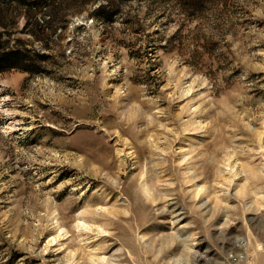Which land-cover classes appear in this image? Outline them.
Listing matches in <instances>:
<instances>
[{"label":"rangeland","instance_id":"rangeland-1","mask_svg":"<svg viewBox=\"0 0 264 264\" xmlns=\"http://www.w3.org/2000/svg\"><path fill=\"white\" fill-rule=\"evenodd\" d=\"M0 13V264H264V0Z\"/></svg>","mask_w":264,"mask_h":264},{"label":"trees","instance_id":"trees-1","mask_svg":"<svg viewBox=\"0 0 264 264\" xmlns=\"http://www.w3.org/2000/svg\"><path fill=\"white\" fill-rule=\"evenodd\" d=\"M85 2H93L95 0H84ZM194 8V14L198 6L203 2V0H186ZM27 4V0H0V10L4 6H12L13 4ZM104 7V6H103ZM106 14L105 17L110 18L112 15L106 11H103ZM4 16L0 13V27H6L3 22ZM10 41L3 39V32L0 31V73L10 71L13 69L23 70L28 72L35 73L37 69V57H41L36 51L31 52L32 49H22L18 46H10Z\"/></svg>","mask_w":264,"mask_h":264},{"label":"bare ground","instance_id":"bare-ground-1","mask_svg":"<svg viewBox=\"0 0 264 264\" xmlns=\"http://www.w3.org/2000/svg\"><path fill=\"white\" fill-rule=\"evenodd\" d=\"M248 242H249V241H248ZM255 252H256V249L254 248V249H253V253H255Z\"/></svg>","mask_w":264,"mask_h":264}]
</instances>
